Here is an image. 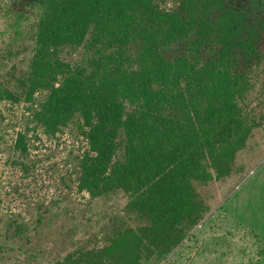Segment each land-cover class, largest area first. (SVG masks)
<instances>
[{"label": "trees", "instance_id": "obj_1", "mask_svg": "<svg viewBox=\"0 0 264 264\" xmlns=\"http://www.w3.org/2000/svg\"><path fill=\"white\" fill-rule=\"evenodd\" d=\"M24 3L36 18L28 98L48 91V129L81 117L79 188L126 197L125 221L103 244L56 264H161L209 212L197 185L228 175L264 127V17L229 0H181L172 11L152 0ZM64 44L84 46L74 66L57 57Z\"/></svg>", "mask_w": 264, "mask_h": 264}, {"label": "rangeland", "instance_id": "obj_2", "mask_svg": "<svg viewBox=\"0 0 264 264\" xmlns=\"http://www.w3.org/2000/svg\"><path fill=\"white\" fill-rule=\"evenodd\" d=\"M152 2L172 11L181 0ZM229 2L264 17V0ZM35 25L24 0H0V264H56L103 244L102 235L126 217L123 193L92 199L79 188V163L89 150L81 117L48 129L39 113L48 91L27 96ZM261 40L264 48V32ZM56 52L74 66L84 46L64 44ZM255 94L264 103V84ZM197 189L209 212L161 264H264V127L253 130L228 175Z\"/></svg>", "mask_w": 264, "mask_h": 264}]
</instances>
